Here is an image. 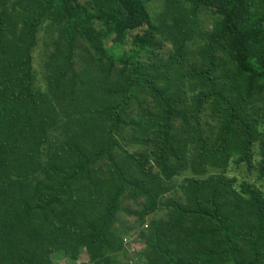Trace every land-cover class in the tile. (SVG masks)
Returning <instances> with one entry per match:
<instances>
[{"label": "trees", "instance_id": "1", "mask_svg": "<svg viewBox=\"0 0 264 264\" xmlns=\"http://www.w3.org/2000/svg\"><path fill=\"white\" fill-rule=\"evenodd\" d=\"M187 1L161 20L169 59L146 66L104 45L157 46L146 0H0V264H116L123 197L142 199L143 264H264V0Z\"/></svg>", "mask_w": 264, "mask_h": 264}, {"label": "rangeland", "instance_id": "2", "mask_svg": "<svg viewBox=\"0 0 264 264\" xmlns=\"http://www.w3.org/2000/svg\"><path fill=\"white\" fill-rule=\"evenodd\" d=\"M80 3H91L92 0H79ZM181 3L185 11L191 9V4L187 0H146L145 9L147 15L150 19V23L157 28H160L161 20L163 16L168 12V7L170 4ZM217 18L210 15L208 12L199 9L195 13V17L190 21L195 27L197 33H209L216 23ZM195 22V23H194ZM43 24L40 30V34L37 38L38 46L34 49L32 54L33 59V68L39 77H40V66L46 60L44 57L47 48L49 47L48 43L55 38V31ZM162 35L157 36V46L153 49H150L147 54L143 53L144 51H137L131 45V37L128 36L125 43L117 45L113 43V36L111 39H106L104 41L105 49L108 51L109 55H113L115 58L125 56L127 59L133 60V62L140 61L146 66H152L157 64L164 65L170 57L172 52L171 46L169 44L168 33L160 28ZM167 35V37H166ZM194 52L195 50L192 49ZM139 66L133 65L132 68H137ZM120 70V68H117ZM152 71V70H151ZM159 76V75H158ZM42 86V85H41ZM43 87V86H42ZM135 115L132 114L131 118L134 119ZM123 144V143H121ZM134 149V148H133ZM229 178H235L239 182L243 177L247 178L248 181H252L256 178V175H246L243 172V167L240 170L235 169L233 166L230 167V172L227 175ZM181 181V179H179ZM254 181V180H253ZM257 187L261 190V194L264 195V180L259 182ZM126 196V195H125ZM142 199L138 200V204H134L128 198L123 197L121 199L120 211L117 214L116 224H114L113 230L114 234L121 239L122 242V252L118 255L112 257V261L116 264H143V259L145 253L147 252L145 246L140 241L141 228L137 226L139 224L136 211L139 210L137 205L142 206ZM165 217L163 211H158L156 214L148 216L145 220L146 224L153 222L156 219H161ZM140 225V224H139ZM55 264H88V256L83 252L75 261H70L66 259H54Z\"/></svg>", "mask_w": 264, "mask_h": 264}]
</instances>
